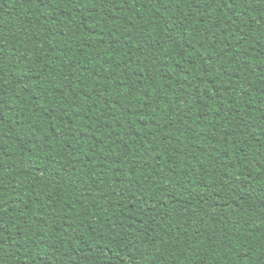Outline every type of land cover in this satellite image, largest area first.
I'll return each instance as SVG.
<instances>
[{"label": "trees", "instance_id": "16d2710c", "mask_svg": "<svg viewBox=\"0 0 264 264\" xmlns=\"http://www.w3.org/2000/svg\"><path fill=\"white\" fill-rule=\"evenodd\" d=\"M0 264H264V0H0Z\"/></svg>", "mask_w": 264, "mask_h": 264}]
</instances>
